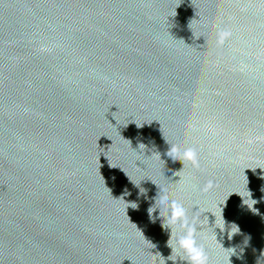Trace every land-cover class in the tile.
Wrapping results in <instances>:
<instances>
[{
	"label": "clouds",
	"instance_id": "obj_1",
	"mask_svg": "<svg viewBox=\"0 0 264 264\" xmlns=\"http://www.w3.org/2000/svg\"><path fill=\"white\" fill-rule=\"evenodd\" d=\"M230 36L231 31L218 30L217 43L223 45ZM166 155L173 163L177 161L182 162L183 167L185 163H190L193 167H198V151L194 147H185L181 150L179 145L172 144L169 146ZM154 184L157 186V193L155 197L152 198L154 202L147 209V212L151 222L155 223L156 220L159 219L161 227L170 233L167 246L171 248L172 254L167 257V260H171L173 264H176L177 258L182 262H186V264H208V254L204 246L197 240V224L195 218L190 219L188 210L180 201L171 198L165 188L156 183ZM146 194L147 190L141 188L140 195L146 196ZM253 205L250 209L257 211L253 208ZM129 206L134 209L138 208V205L135 202H132ZM157 211L159 213L158 216L155 215ZM221 220L222 224L216 226V228H219L223 232L226 222L222 216V212ZM238 232V226L235 225V230L231 227V230L228 233V238L231 239L232 236ZM173 241H175V244H173ZM161 258L163 264H166L165 258L162 256Z\"/></svg>",
	"mask_w": 264,
	"mask_h": 264
}]
</instances>
